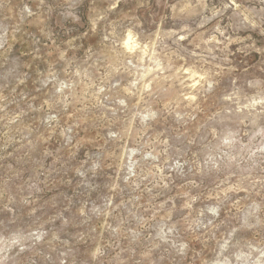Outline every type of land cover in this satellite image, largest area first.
<instances>
[{"label": "rangeland", "instance_id": "374dc122", "mask_svg": "<svg viewBox=\"0 0 264 264\" xmlns=\"http://www.w3.org/2000/svg\"><path fill=\"white\" fill-rule=\"evenodd\" d=\"M0 264H264V0H0Z\"/></svg>", "mask_w": 264, "mask_h": 264}]
</instances>
